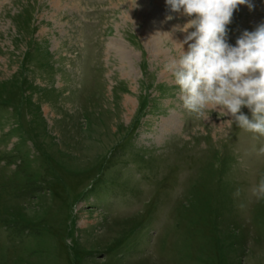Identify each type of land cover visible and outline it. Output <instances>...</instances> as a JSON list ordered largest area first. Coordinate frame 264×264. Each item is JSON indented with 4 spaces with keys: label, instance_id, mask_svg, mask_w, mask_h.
Returning a JSON list of instances; mask_svg holds the SVG:
<instances>
[{
    "label": "rangeland",
    "instance_id": "1",
    "mask_svg": "<svg viewBox=\"0 0 264 264\" xmlns=\"http://www.w3.org/2000/svg\"><path fill=\"white\" fill-rule=\"evenodd\" d=\"M136 3L0 0V264H264V137L184 109L188 18Z\"/></svg>",
    "mask_w": 264,
    "mask_h": 264
},
{
    "label": "clouds",
    "instance_id": "2",
    "mask_svg": "<svg viewBox=\"0 0 264 264\" xmlns=\"http://www.w3.org/2000/svg\"><path fill=\"white\" fill-rule=\"evenodd\" d=\"M165 5L170 13L188 18L183 25L173 26L174 31L185 33L179 42L181 54L164 64L178 86L184 109L202 116L209 106L219 107L236 127L264 137V22L251 31L244 29L234 44L228 41L234 11L238 5L251 10V0H165ZM259 151L264 153V147ZM252 194L264 199V177Z\"/></svg>",
    "mask_w": 264,
    "mask_h": 264
}]
</instances>
